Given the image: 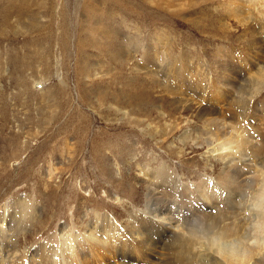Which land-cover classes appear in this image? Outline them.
<instances>
[{
  "label": "rangeland",
  "instance_id": "obj_1",
  "mask_svg": "<svg viewBox=\"0 0 264 264\" xmlns=\"http://www.w3.org/2000/svg\"><path fill=\"white\" fill-rule=\"evenodd\" d=\"M248 6L245 0H0V212L15 216L17 252L37 249L35 261L44 257L42 246L50 247L46 254L56 260L52 247L60 251L77 235L84 246L86 225L100 232L112 221L119 234L129 231L149 216L140 166L176 174L178 181L164 182L173 189L166 213L191 224L200 209L184 198V187L194 193L220 167L214 159L206 165L204 149L191 140L208 129L196 118L211 103L202 94L207 85L194 82L204 68L214 85L212 73L222 63L236 88L249 92L241 61L248 57L250 64V35L244 34L264 20L251 17ZM199 226L163 233L160 252L150 258L205 264L196 245L203 239ZM84 252L88 260L92 254ZM93 255L87 264L128 263L118 254ZM150 258L137 264H153Z\"/></svg>",
  "mask_w": 264,
  "mask_h": 264
},
{
  "label": "bare ground",
  "instance_id": "obj_2",
  "mask_svg": "<svg viewBox=\"0 0 264 264\" xmlns=\"http://www.w3.org/2000/svg\"><path fill=\"white\" fill-rule=\"evenodd\" d=\"M245 1L252 8L251 17L258 16L264 20V6L261 3L263 0ZM230 2L229 4H232ZM256 28L261 30L256 31L258 30ZM244 35H250V40H247L248 52L251 53L250 64L246 65L248 57L241 61L245 67L247 66L246 75L251 81L249 92L243 91V87V90L240 88L242 91L236 88L238 82L235 81L236 83L233 84L230 70L222 63L216 68L217 71L212 73L214 85H211L209 78H206L209 71L204 68L200 71L205 75L201 76L198 73V81L194 80L196 85L200 86V82L207 85L209 88L208 91L206 88L207 93L203 91L202 94L205 93L211 103H208L207 107L202 105L196 118L208 129L203 132V137H193L191 140L197 149H204L202 159L206 165L209 166L214 159L220 167L217 172L212 171V176L203 177L194 193L188 189V186L184 187V198L189 200L190 205L196 204L193 210L196 207L200 209L191 224H187V228L182 223V219L170 217V214L166 213L169 205L164 201L173 189L170 188L168 192L169 188H165L164 182L168 183L174 177L178 181L176 174L173 175L166 168L153 170L140 166L139 175L135 174L145 182L144 212L149 216L144 220L139 218L142 221L130 226L129 231L119 234L115 230L117 225L115 226L112 221H109L108 226L100 232L99 227L92 228L91 225H86L84 246L79 243L81 237L77 235L69 240L67 247L60 246V251H55L52 247L53 257L56 260H52L46 254L50 247L42 246L44 257L35 258L34 261L35 255H38L37 249H34V252L33 249L31 250L34 255L28 250H22V255L21 252H17L18 249H15L14 244L17 243L13 237L15 216L13 213L8 214V209H4L0 212V264H67V261L87 264L93 254L103 256L118 254L123 260L128 261L127 264H137L139 258H150L160 252L161 248L158 246L167 238V236L162 237L163 233L173 234L176 229L179 230L176 234L182 229L192 233L189 227L199 225L201 230L199 233H202L203 239L196 243L197 251L206 257L207 264H264V23L259 24L256 20L255 28L248 26ZM158 60L160 62L164 59L158 58ZM188 67L190 69L191 65L189 64ZM181 89L183 90V87ZM165 90L170 94L177 93L171 91L168 86ZM186 100L191 99L186 98ZM175 102L180 103L181 98L176 99ZM222 103L224 104L221 105ZM186 122L189 125L190 122ZM181 136L183 144L186 143L189 138L188 131ZM193 194L198 196L192 199L190 196ZM179 221L181 223L176 224ZM179 225L180 227L183 225L181 230ZM155 236L158 241H155ZM92 245H94L93 250ZM78 246L83 248L77 249ZM83 251L92 254L88 260L84 259L86 256ZM151 258L149 260L155 264L156 261Z\"/></svg>",
  "mask_w": 264,
  "mask_h": 264
}]
</instances>
